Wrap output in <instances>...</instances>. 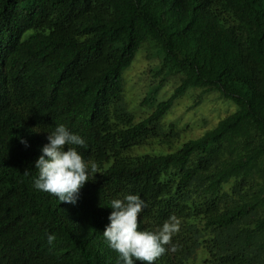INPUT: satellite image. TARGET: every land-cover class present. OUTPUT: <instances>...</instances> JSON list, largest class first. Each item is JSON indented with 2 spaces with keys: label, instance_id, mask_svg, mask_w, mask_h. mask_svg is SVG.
<instances>
[{
  "label": "trees",
  "instance_id": "1",
  "mask_svg": "<svg viewBox=\"0 0 264 264\" xmlns=\"http://www.w3.org/2000/svg\"><path fill=\"white\" fill-rule=\"evenodd\" d=\"M142 50L137 119L123 71ZM190 88L235 108L172 150L161 120ZM58 124L97 165L75 204L33 187ZM127 194L147 205L140 230L181 221L154 264H264V0H0V264H123L103 230Z\"/></svg>",
  "mask_w": 264,
  "mask_h": 264
},
{
  "label": "clouds",
  "instance_id": "2",
  "mask_svg": "<svg viewBox=\"0 0 264 264\" xmlns=\"http://www.w3.org/2000/svg\"><path fill=\"white\" fill-rule=\"evenodd\" d=\"M47 141L42 146V154L35 160L34 168L38 174L33 179V187L55 195L59 202L75 204L80 189L90 180L89 174L94 178L98 172L97 165L83 159L76 146H85V140L63 124L47 132ZM21 143L26 144V141L21 140ZM146 206L136 194L110 201V223L105 226L103 237L108 246L118 253V261L123 264H135L136 261L154 264L166 251L177 250V246L172 244V237L179 232L181 221L171 215L155 231L140 230L138 214ZM54 239V235L47 236L49 245ZM169 245L171 247L166 248Z\"/></svg>",
  "mask_w": 264,
  "mask_h": 264
},
{
  "label": "rangeland",
  "instance_id": "3",
  "mask_svg": "<svg viewBox=\"0 0 264 264\" xmlns=\"http://www.w3.org/2000/svg\"><path fill=\"white\" fill-rule=\"evenodd\" d=\"M151 61L148 53L142 50L135 61L123 71V78L125 79L124 98L128 105L127 109L135 114L137 119L144 117L151 110L150 107L142 103V98L146 95L152 79L149 71ZM193 90L194 88H190L182 96L176 98L173 101L172 110L161 120V123L172 122L175 129L180 133V142L175 143L172 150L177 149L185 140L201 136L207 129L215 126L221 117L235 108L231 101L220 99L218 93H213L216 91L206 92L208 94L202 95L203 99L198 101ZM160 91L161 94L164 92V96H168L172 91V86L167 84ZM161 99L165 98L156 97V100ZM162 126L163 130H166L164 124ZM162 148L164 151L168 150L166 146Z\"/></svg>",
  "mask_w": 264,
  "mask_h": 264
}]
</instances>
